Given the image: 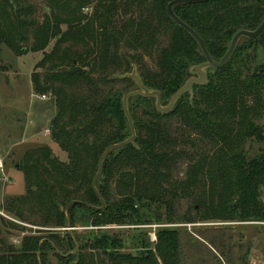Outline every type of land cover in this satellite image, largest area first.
Here are the masks:
<instances>
[{
	"label": "trees",
	"instance_id": "obj_1",
	"mask_svg": "<svg viewBox=\"0 0 264 264\" xmlns=\"http://www.w3.org/2000/svg\"><path fill=\"white\" fill-rule=\"evenodd\" d=\"M30 1L0 0V45L42 52L35 64L42 71L30 78L36 92L53 94L50 136L62 156L44 145L25 150L23 192L7 208L19 219L25 210L37 215L36 226L96 229L24 236L0 264H51L50 251L57 264H179L176 229L158 230L153 251L131 255L100 227L190 221L174 218V200L182 196L192 197V210L201 209L198 218L264 221V147L245 151L248 139L264 143L256 123L264 110V63L254 65L251 54L264 43V30L242 36L227 63L207 68L206 83L192 85L168 113L156 111L154 96L131 95L134 138L109 151L96 174L105 149L131 136L122 96L137 85L124 75L134 69L163 105L203 54L166 14L171 0H37L45 9L41 19ZM172 11L218 60L237 31L255 30L264 20V0L177 3ZM182 159L180 179L173 172Z\"/></svg>",
	"mask_w": 264,
	"mask_h": 264
},
{
	"label": "rangeland",
	"instance_id": "obj_2",
	"mask_svg": "<svg viewBox=\"0 0 264 264\" xmlns=\"http://www.w3.org/2000/svg\"><path fill=\"white\" fill-rule=\"evenodd\" d=\"M30 2L37 9V19H41L39 14L45 11L42 3L37 0ZM90 9L89 5L84 12L89 13ZM51 44L52 41L44 51L49 52ZM251 54L254 56V65L264 63V43L251 48ZM42 56L41 51L22 53L0 45V162L3 164L2 173L0 172V256L11 251L10 249H19L24 236L47 237L51 233L63 236V230L84 235L96 229L78 225L68 228L36 226L34 224L40 221L37 215L25 210L24 217L19 219L7 208L8 199L23 192L20 160L25 150L44 145L57 158L62 156L50 136L51 119L56 111L53 94L51 91L36 92L30 78L32 72L42 71L35 66ZM145 61L152 67L147 57ZM256 123L264 128V110ZM246 141L247 155H253L264 147L262 142L253 139ZM186 162L182 159L177 164L174 177H183ZM260 199L264 201V187ZM191 205H194L191 196H182L173 203L174 218L189 216L193 218L190 221L102 225L100 231L120 239L123 242L120 251L131 255L153 251L156 232L170 228L179 232V264H264V221L202 219L198 218L201 209L197 207L192 210ZM76 247L74 251L77 250ZM48 256L51 264H57L51 251Z\"/></svg>",
	"mask_w": 264,
	"mask_h": 264
},
{
	"label": "water",
	"instance_id": "obj_3",
	"mask_svg": "<svg viewBox=\"0 0 264 264\" xmlns=\"http://www.w3.org/2000/svg\"><path fill=\"white\" fill-rule=\"evenodd\" d=\"M208 0H171L170 2L167 3L166 5V14L170 17V19L176 24L179 25L183 30H185L186 32H188L193 39H195V41L197 42V45L200 47V50L203 54L204 57V61L202 63H199L197 65L192 66L189 69V73L191 74L187 80L179 87V89L177 91H175L172 96L170 97V99L168 100V102L166 104H161V96L160 93L157 90L154 89H149L146 88L141 80L139 79V77L137 76V74L135 73V70L133 69L129 74H125V77H131L133 80H135L137 87L135 89H132L131 91L125 93L122 96V107H123V112L125 113V116L127 118V122H128V126L129 129L131 130V136L121 142H118L116 144H113L109 147H107V149H105V151L103 152V154L100 156L99 159V166H98V171L96 174L99 173L100 168H101V161L102 159L108 154L109 151H111L112 149L116 148L117 146H120L124 143L127 142H132L134 135H135V131L134 128L132 126V121L130 118V114L127 111V100L131 97V95H141V96H154L155 97V102H154V106L157 112H160L162 114L164 113H168L170 112L171 108L173 107L174 103L179 99L180 96H182V94L184 92H190L192 85H194L195 83L197 84H204L207 81L206 78V69L207 68H220L222 66H224L227 63V59L229 58V56L232 54V52L234 51L236 44L238 43V41L242 38V36H245L247 38L253 39L256 38L263 30H264V20H262L259 24L258 27H256L255 30H246V29H242L237 31L230 39L229 43H228V48L226 50V52L223 54V56L218 59L215 60L213 59L207 52L206 47L204 46L202 39L200 38V36L197 34V32L195 30H192L188 25H186L178 16L174 15L173 11H172V6L176 5L177 3H189V4H193V3H202V2H206ZM94 181L95 178L92 182V187L93 189L96 191L95 187H94Z\"/></svg>",
	"mask_w": 264,
	"mask_h": 264
},
{
	"label": "built area",
	"instance_id": "obj_4",
	"mask_svg": "<svg viewBox=\"0 0 264 264\" xmlns=\"http://www.w3.org/2000/svg\"><path fill=\"white\" fill-rule=\"evenodd\" d=\"M46 132H48V131H46ZM2 170H3V164H1V162H0V172L2 173Z\"/></svg>",
	"mask_w": 264,
	"mask_h": 264
}]
</instances>
